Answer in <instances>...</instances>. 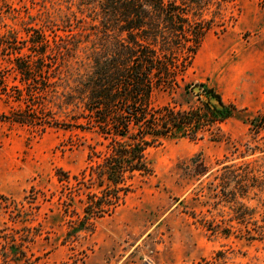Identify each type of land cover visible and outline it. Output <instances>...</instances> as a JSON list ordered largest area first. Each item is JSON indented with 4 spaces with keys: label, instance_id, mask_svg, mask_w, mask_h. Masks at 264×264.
I'll list each match as a JSON object with an SVG mask.
<instances>
[{
    "label": "rangeland",
    "instance_id": "374dc122",
    "mask_svg": "<svg viewBox=\"0 0 264 264\" xmlns=\"http://www.w3.org/2000/svg\"><path fill=\"white\" fill-rule=\"evenodd\" d=\"M5 1L10 6L5 23L25 37L30 26L62 34L66 19L76 22V15L88 23L92 16L87 14H96L101 0ZM223 13L226 30L216 25L208 31L182 86L157 90L154 101L189 108L214 87L237 111L201 140L174 136L151 147L153 174L138 178L125 203L98 219L91 233L67 235L72 223L64 212L57 173L59 168L78 173L85 166L95 133L56 125L40 130L0 120V264H264V238L247 237L254 221L264 229V186L249 190L244 202L252 222L242 223L211 184L226 155L229 163L243 161L232 153L243 147L249 119L264 106V0H227ZM90 31L77 36L79 46L65 66V83H74L89 69L97 38ZM212 51L217 55L213 59ZM2 70L11 73L0 56ZM8 81L12 84L11 75ZM196 86L205 96L197 94ZM0 99L2 111L17 107L2 95ZM52 108L58 118L65 117L57 104ZM193 157L210 171L198 174ZM260 163L264 166V158ZM75 210L82 212L79 202ZM225 226L232 228L228 234Z\"/></svg>",
    "mask_w": 264,
    "mask_h": 264
},
{
    "label": "trees",
    "instance_id": "16d2710c",
    "mask_svg": "<svg viewBox=\"0 0 264 264\" xmlns=\"http://www.w3.org/2000/svg\"><path fill=\"white\" fill-rule=\"evenodd\" d=\"M226 1L101 0L98 12L87 14L92 16L88 23L76 15V22L66 19L62 34L30 26L22 37L5 23L10 6L0 0V56L11 70L0 71V95L17 105L8 112L0 108V120L40 130L47 125L75 127L96 135L87 145L86 164L78 173L58 169L64 212L72 223L68 236L91 233L98 219L114 214L125 203L138 178L153 174L151 147L174 136L201 140L208 132L215 134L237 111V105L214 87L205 89L206 96L198 92L205 99L189 108L154 101L157 90L182 86L208 31L216 25L226 30ZM89 28L88 33L97 35L88 56L89 69L74 83H65L63 73L76 55L77 36ZM55 104L64 118L56 116ZM248 129L247 141L232 153L243 161L229 163L230 155H226L217 163L222 166L211 182L220 200L232 204L234 218L242 223L252 222L244 202L249 190L264 186L260 163L264 158V106L249 119ZM248 155L254 158L245 159ZM192 161L198 174L210 171L205 162L195 157ZM75 202L81 204V213L76 212ZM254 223L247 237L264 238L263 226ZM231 227L223 230L228 234Z\"/></svg>",
    "mask_w": 264,
    "mask_h": 264
},
{
    "label": "crops",
    "instance_id": "0c3cea01",
    "mask_svg": "<svg viewBox=\"0 0 264 264\" xmlns=\"http://www.w3.org/2000/svg\"><path fill=\"white\" fill-rule=\"evenodd\" d=\"M215 56H217L216 53H215L214 51H212V52L210 53V58L213 59V58H215ZM121 206H122V205H121ZM116 211H117V210H116Z\"/></svg>",
    "mask_w": 264,
    "mask_h": 264
},
{
    "label": "water",
    "instance_id": "95a60500",
    "mask_svg": "<svg viewBox=\"0 0 264 264\" xmlns=\"http://www.w3.org/2000/svg\"><path fill=\"white\" fill-rule=\"evenodd\" d=\"M194 89H195L196 92H198V91H200L201 87L200 86H196Z\"/></svg>",
    "mask_w": 264,
    "mask_h": 264
}]
</instances>
